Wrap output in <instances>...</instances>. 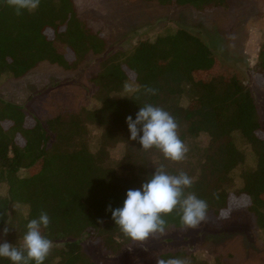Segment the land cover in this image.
Instances as JSON below:
<instances>
[{
  "label": "trees",
  "instance_id": "16d2710c",
  "mask_svg": "<svg viewBox=\"0 0 264 264\" xmlns=\"http://www.w3.org/2000/svg\"><path fill=\"white\" fill-rule=\"evenodd\" d=\"M143 1L197 8L227 2ZM106 48L105 40L80 18L73 0H41L36 11L19 16L0 3V80L22 78L42 62L73 70L88 55L100 56ZM215 62L204 39L179 28L102 60L92 77V107L61 108L41 119L0 98V189L6 188L0 194V243L18 245L27 223L46 212L50 224L42 233L53 247L44 264H95L85 252L87 244H101L119 255L136 242L120 234L107 209L122 207L127 191L139 189L161 166L169 174L183 171L193 179L186 191L207 201L208 215H230L231 201L247 199L249 212L264 230V125L243 80L234 74L201 76ZM251 73L264 79V47ZM125 85L139 91L125 92ZM144 86L157 94H146ZM145 104L175 118L188 147L184 160L167 161L159 151H144L130 139L126 119L135 120ZM96 129L101 134L94 150ZM204 135L205 147L199 142ZM236 136L250 148L251 157L238 147ZM120 145L123 155L115 159L112 152ZM236 177L241 187L236 188ZM164 219L165 230L182 229L176 211ZM188 260L228 264L219 258L214 263ZM0 264L10 261L0 258Z\"/></svg>",
  "mask_w": 264,
  "mask_h": 264
},
{
  "label": "rangeland",
  "instance_id": "374dc122",
  "mask_svg": "<svg viewBox=\"0 0 264 264\" xmlns=\"http://www.w3.org/2000/svg\"><path fill=\"white\" fill-rule=\"evenodd\" d=\"M73 1L88 28L107 43L105 52L100 56L88 55L73 70L42 62L22 78L3 76L1 99L22 106L28 115L41 119L55 116L61 108L92 107L96 90L92 77L102 60L131 50L140 41H153L161 34L181 28L204 39L213 53L214 67L201 76L229 78L234 74L243 80L264 125V79L251 75L264 47V0H227L226 6L207 3L201 8L178 4L162 6L156 1L143 0ZM68 58L72 59L73 55L69 53ZM100 134L101 130L96 129L92 139L94 150ZM260 135L264 137V132ZM236 141L248 158L251 157L246 143L239 136ZM199 142L205 147L208 138L204 135ZM123 152L120 145L112 152V157L120 159ZM235 185L241 187L239 177ZM5 193L6 188L0 189V194ZM247 201L237 198L231 201L230 215L210 214L196 229L168 228L164 235L136 242L119 255L107 252L101 244H87L85 252L95 264H156L158 258L172 257H195L208 263L219 258L228 264H264V230L249 212Z\"/></svg>",
  "mask_w": 264,
  "mask_h": 264
},
{
  "label": "clouds",
  "instance_id": "9594fccd",
  "mask_svg": "<svg viewBox=\"0 0 264 264\" xmlns=\"http://www.w3.org/2000/svg\"><path fill=\"white\" fill-rule=\"evenodd\" d=\"M41 0H0L13 9L16 15L23 12L36 11ZM139 88L125 85V92H136ZM144 92L156 95L155 88L144 86ZM130 139L138 141L141 149L159 151L163 158L170 162L185 159L188 147L180 139L179 125L166 110L152 104L140 107L135 120L131 116L126 119ZM193 185V179L185 172L169 174L164 166L144 182L139 189H130L126 193L123 206L113 209L109 205L111 219L120 234L133 242H143L149 238L165 234L164 217L176 211L179 214L182 229H196L208 216V203L197 197L195 193L186 191ZM103 223V220H98ZM50 217L41 212L38 218L31 219L26 225V232L18 245L7 241L0 243V258L7 259L10 264H44L53 242L48 239L42 229H47ZM8 227L4 228L7 235ZM156 264H190L187 258H158Z\"/></svg>",
  "mask_w": 264,
  "mask_h": 264
}]
</instances>
